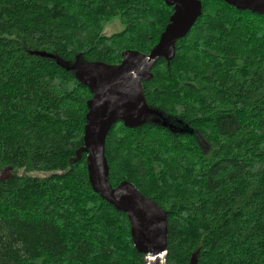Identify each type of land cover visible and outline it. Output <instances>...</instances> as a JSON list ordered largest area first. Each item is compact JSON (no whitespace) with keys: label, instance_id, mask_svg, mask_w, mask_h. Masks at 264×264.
Wrapping results in <instances>:
<instances>
[{"label":"trees","instance_id":"obj_1","mask_svg":"<svg viewBox=\"0 0 264 264\" xmlns=\"http://www.w3.org/2000/svg\"><path fill=\"white\" fill-rule=\"evenodd\" d=\"M201 1L174 60L143 83L169 126L116 123L110 183L168 213L169 264L199 248L198 264H264V16ZM173 13L164 0H0V264H145L127 215L77 160L93 95L40 53L118 64L149 53ZM115 17L123 31L103 34Z\"/></svg>","mask_w":264,"mask_h":264},{"label":"water","instance_id":"obj_2","mask_svg":"<svg viewBox=\"0 0 264 264\" xmlns=\"http://www.w3.org/2000/svg\"><path fill=\"white\" fill-rule=\"evenodd\" d=\"M164 1L174 8V13L159 42L147 54L128 49L122 52V61L118 64L83 62L79 58L71 64L58 55L40 53L56 59L59 66L73 72L93 95L88 101L84 147L79 150L77 160L81 159L83 153L87 154L89 181L94 192L117 211L127 215L132 240L136 250L144 255L145 264H169L168 213L128 181H123L117 187L111 185L106 140L118 122L136 129L151 117H159L163 126H169L167 119L147 103L143 83L153 78L152 69L160 59L168 63L174 60L177 43L190 33L202 16L203 3L201 0ZM220 1L239 11L264 16V0ZM199 252L200 248L189 264H198Z\"/></svg>","mask_w":264,"mask_h":264},{"label":"rangeland","instance_id":"obj_3","mask_svg":"<svg viewBox=\"0 0 264 264\" xmlns=\"http://www.w3.org/2000/svg\"><path fill=\"white\" fill-rule=\"evenodd\" d=\"M142 22V21H141ZM124 29V25L121 23L120 18L119 17H115L114 19L108 21L105 26H104V30H103V34L107 35V36H111L115 33H119L121 31H123ZM175 152V148L172 150ZM11 171L7 170L5 171V173L3 174V176H7L8 174H10ZM48 173H32L33 176H46Z\"/></svg>","mask_w":264,"mask_h":264}]
</instances>
